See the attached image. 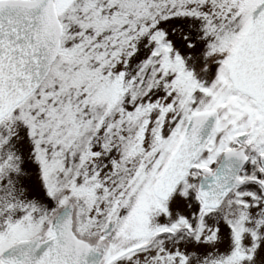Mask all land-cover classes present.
Here are the masks:
<instances>
[{
    "label": "snow or ice",
    "instance_id": "1",
    "mask_svg": "<svg viewBox=\"0 0 264 264\" xmlns=\"http://www.w3.org/2000/svg\"><path fill=\"white\" fill-rule=\"evenodd\" d=\"M0 264H264V0H0Z\"/></svg>",
    "mask_w": 264,
    "mask_h": 264
}]
</instances>
